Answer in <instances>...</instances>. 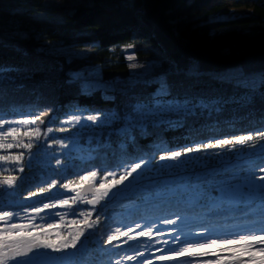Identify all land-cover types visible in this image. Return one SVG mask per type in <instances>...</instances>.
I'll return each instance as SVG.
<instances>
[{
  "label": "trees",
  "instance_id": "trees-1",
  "mask_svg": "<svg viewBox=\"0 0 264 264\" xmlns=\"http://www.w3.org/2000/svg\"><path fill=\"white\" fill-rule=\"evenodd\" d=\"M127 52L139 64L160 66L165 60L172 61L176 71L134 73ZM238 68L246 75L264 73V0H67L59 5L42 0H0V116L35 120L32 129L36 134L39 128V135L73 112L110 117L107 125L82 132L81 150L64 156L61 166L40 168L31 163L23 166V172L0 171V208L14 211L32 207H12L2 202L33 197L40 187L49 188L50 180L56 181L55 188L69 180L79 184L81 175L92 170L101 178L108 172L120 173L141 158L148 165L147 171L155 170L160 166V156L172 150L220 140L233 143L202 148L199 153L212 152L214 157L209 158L211 163L207 162L203 172L196 170L201 172L197 179L192 175L195 168H190L186 182L209 180L204 185L208 193L215 179L231 177L232 183L264 176L260 170L264 167V151H253L264 145V136L259 134L264 132V86L252 88L221 78ZM94 71L106 82L105 88L85 89L82 79L75 77ZM165 80L171 87L161 92ZM172 102L186 103L192 109L168 120L125 129L139 109ZM241 135H252L253 139L241 145L235 142ZM39 139L42 141L43 136ZM9 178H14L13 193L6 187ZM221 186L217 184V190ZM152 188L140 187L93 207L84 205L88 211L81 221V209L71 205L75 214L68 217L80 224L84 233L85 221L100 223L104 210L107 216L123 212L131 217L139 245L130 253L131 259L120 264H179L177 260L185 262L187 254L178 256L168 250L170 247H187L185 241L189 239L204 240L239 230L237 225L258 227L259 217H264V186L255 191V200L249 204H236L226 197L217 207L197 200L187 202L181 196L162 202L145 200ZM168 220L176 223H165ZM13 222L18 223L17 219ZM205 228L208 231L201 234ZM123 230L130 231L128 226ZM149 231L151 235H141ZM97 235L92 233L90 244L83 251H75L73 259L81 258L86 264L94 258ZM177 236L179 242L173 243ZM109 237V231L104 232L100 244ZM148 238H152L153 248L145 247ZM244 245L218 242L195 248L192 254L203 260L209 258L205 253H218V259H226L234 252L226 249ZM255 246L254 250L264 247L258 241ZM55 255L60 257L62 253L55 251ZM249 258L247 254L242 256L243 260ZM6 259L7 264H15L11 255Z\"/></svg>",
  "mask_w": 264,
  "mask_h": 264
},
{
  "label": "rangeland",
  "instance_id": "rangeland-1",
  "mask_svg": "<svg viewBox=\"0 0 264 264\" xmlns=\"http://www.w3.org/2000/svg\"><path fill=\"white\" fill-rule=\"evenodd\" d=\"M42 2L50 5H59L66 3L67 0H42ZM129 56H132V54L130 52H127V58ZM130 61L131 65L139 64L134 61V58ZM170 63L171 65L164 62L160 66L154 63L139 64L144 65V67H132V70L134 73H140L143 75L156 71L161 74H164L166 71L175 72V65L172 63V61H170ZM75 77L82 79L83 88L85 89L105 88L106 86V82L100 79V73L98 71H94L89 74H76ZM221 78L229 79L239 85H244L252 88H257L261 84V74L246 75L241 68L230 70L226 74L221 75ZM190 109H192L191 106L187 105L186 103L178 102L141 108L137 111L136 114L128 119L125 129H129L130 127H133L135 125H146L148 122L168 120L170 118L177 117L178 115L184 113L186 110ZM88 115H99L101 117V120L93 123L92 121L87 120ZM73 117H77L79 122L72 119ZM4 120L7 122L3 123V129H8L11 127H15L18 129L17 133L13 134L12 136H6L5 138L0 139V145H14V147L12 148L0 147V156H8L7 161L0 160V171L9 172L12 169L19 170L23 166H29L31 163L40 168L58 167L63 165L64 156H67L74 152H79L81 150L83 146V144L79 140L81 133L107 125L110 122V117L104 114H96L87 111L73 112L69 116L61 120L58 125L49 127L52 129L51 132H48L47 129L43 132V134L38 136L34 134L32 123L27 118H6ZM25 121H28V123H24ZM60 129H64V131H60ZM25 132H27L28 134L25 135ZM40 136H43L42 141L39 139ZM29 143L32 145L31 148H25L23 146L24 144ZM36 145H38L39 147L34 148V146ZM64 145H67V147H64ZM253 151H256L257 153L263 152L264 145L253 149ZM212 154V152H203V154L199 152L193 153V155L189 157H181L180 162L171 160H159L158 162H160V166L155 168V170L151 169L149 171H147V163H144V165H142V169H138V173L142 174L137 179H133L134 177H137V173H133L132 176L129 177V179L126 180L123 185H117L115 188H112L108 192L107 196L102 195L103 190L101 191V193H97L96 189L99 188V185L101 183L107 184L110 183L113 178L119 179L120 175L124 174L125 169L120 173H114V176H107V179H105V176L101 178L96 176L94 180L89 181L93 183L94 187V192L89 196L84 194L83 196H81V187H78L77 191L73 192L68 189L62 188L61 186H58L56 188L49 187L47 188L48 190L44 192H37V194L33 197L4 199L2 204L10 205L12 207L16 205H33L32 207L30 206L23 210L16 209L14 211H11L13 212V217L11 219L0 220V232H3L5 234H7L8 232L18 234L19 232L23 231L25 233V236L20 237V243H22L21 245L26 246L31 242L36 245L31 252L35 253L39 251L42 253H48L51 257H56V250H54L53 248L42 247L39 244V241H47L53 243L55 248L60 249L59 252L62 253V256L57 258H64L62 261H57L56 264H82V259H73L72 254H74L75 251L85 250L87 248V244H90L89 239L92 238V233H97L98 235L94 239L98 241V249L93 256L94 258H91L90 261L86 264H118V262L124 260L128 261L130 260L129 257H131L130 253L133 250H136L139 245L137 244V242L139 241V235L133 234L132 232L134 228L131 227V217L129 218L127 216H124L123 212H116L114 214H108L107 216V211L104 210L102 212L104 218L102 221H100V223H92L91 221H87V223H84V233L80 224L73 223V221L68 217L69 215H74V211L70 210L72 209L71 205H76L78 206V209H81L78 210L79 213H83V215L79 219V221H81L84 213L88 211V209L84 210V205L93 207L97 204L103 203V201H105L106 199L108 200L112 197L120 198L130 191L134 189L137 190V188L144 186L155 187L152 188L153 191L146 193L144 196L145 200H151L155 202H162L165 198L169 197H171V199H175V197L177 196H181V198L183 200H186L187 202L197 200L201 203H208L213 207L219 206L218 201L223 200L226 197L230 202L234 201L236 204H249L254 201L256 197V195L254 194L255 191L263 187L260 186L261 184H264V180H260L259 176H252L250 181L249 179H242L241 181L232 183H229L233 180L231 177L215 179L214 182L224 181L225 179L229 181L218 183L223 184V186L218 188V192H221L220 196L208 195V193L210 192L206 193L204 182H186V179L188 178V175L186 174H189V169L192 167L195 168L194 173H191L195 177V179L201 176V172H203L202 170L206 169L204 166L208 164V161L210 162L209 158L214 157V155ZM17 157L22 158L17 160ZM223 157H225V155H223ZM58 160L61 161L59 165L57 164ZM129 168L130 167L126 169ZM199 169L201 172L196 173V170ZM253 171H255V169L251 170V172ZM153 176L159 178L153 180H144L145 178H151ZM225 183H229V185H224ZM6 185H8L6 187H8L11 193H13L12 190L15 187V182ZM57 192L64 199L69 200L68 205L60 207L58 201L47 199L48 197H51L53 193ZM77 193H79V195H77ZM97 196L102 197L98 202L91 204L85 202L88 200H94ZM43 199H47L48 203H57V207L43 208V203L37 206L34 205V202L42 201ZM73 200H75V202H73ZM36 207H40L43 210L40 212H36ZM134 210L135 208L128 209L126 214H130ZM152 210L153 208L151 207L150 211ZM118 211H121V209H119ZM15 219H17L18 224L22 226L20 228H17V230H13L10 225L11 223H13V221H15ZM50 225H54V227H50ZM89 225H91V227H89ZM126 226H128L130 230L127 233L125 230H123ZM25 230H27L28 232H26ZM107 231H109L110 237L115 236L117 238L112 239L111 242H109V237L107 238V242L102 245L100 244L102 235ZM27 233H31L32 235L28 236ZM77 236H79V239H76ZM81 240L83 241L81 242ZM151 240L152 238H148V241H144L145 247H154L151 246ZM73 241L75 242V247H62V245L65 244L70 245ZM203 254H195V256L200 257ZM211 254L212 253L208 254L209 258L203 260L194 257L193 254H187L184 259L185 262H189V264H208V262L210 261L215 264V261L218 258L215 255ZM234 255H240V253L233 252L226 259L221 258L219 260L221 261V264H239V261L231 259V257ZM245 255L246 254H244L243 256ZM259 258L260 256L258 255L256 259L258 260ZM250 259L251 257L249 258V260ZM5 260L8 261L6 257ZM92 261L94 262L92 263ZM181 261L182 260H177L179 264H182ZM245 261L248 260L245 259ZM157 264H162V261H157Z\"/></svg>",
  "mask_w": 264,
  "mask_h": 264
},
{
  "label": "snow or ice",
  "instance_id": "snow-or-ice-1",
  "mask_svg": "<svg viewBox=\"0 0 264 264\" xmlns=\"http://www.w3.org/2000/svg\"><path fill=\"white\" fill-rule=\"evenodd\" d=\"M129 60H132L133 57L129 56ZM131 67L137 68V67H144V65H139V64H132ZM2 71V69H0ZM261 84L264 86V73H261ZM171 86L168 84V82L162 81L161 82V87L159 91H167ZM72 119L77 120L79 122L77 117H73ZM87 120L92 121L93 123L101 120V117L99 115H88ZM2 116H0V139L5 138L6 136H12L13 134L17 133L18 129L15 127H11L8 129H3V123H5ZM24 123H28V121H25ZM31 123L35 124V120H32ZM52 129L48 128V132H51ZM60 131H64V129H60ZM40 129L36 128L35 133L37 136L39 135ZM28 133L25 132V135ZM261 136H264V132L259 133ZM253 139L252 135H241L239 137L235 138V142L243 145L245 141ZM233 143L232 140H220L217 143H208L203 146H193L189 145L184 147L181 150H172L169 155H162L160 156V160H171V161H177L180 162V158L191 153H198L203 149H208V148H215V147H221L226 144H231ZM25 148H31L32 145L29 144H24L23 145ZM262 146V145H261ZM0 147H7V148H12L14 147L13 144H7V145H0ZM64 147H67V145H64ZM22 157H17V160L21 159ZM0 160L7 161L8 156H0ZM61 161H57V164L59 165ZM145 159L141 158L133 162V164L130 166L129 169H125L124 174L120 175L119 179L113 178L110 183H101L99 185V188L96 189L97 193H101L103 196H107L108 192L112 189L115 188L117 185H123L126 180L129 179V177L132 176L133 173H137V177H134L133 179H137L142 173H138V169H142V165H144ZM261 171H264V167H261ZM19 171L23 172L24 168L21 167ZM97 176V171L92 170L89 172L88 175H81L80 177V182L79 184H75L74 181L69 180L67 183H62L61 187L64 189H68L70 191L76 192L78 187H82L86 182H89L91 180H94L95 177ZM107 176H114L113 172H108L107 175L105 176V179H107ZM211 179V178H210ZM260 180H264V176L259 177ZM14 178H9L6 182L8 184H12ZM209 180L204 181V185L209 184ZM220 182H229L227 179L224 181H218L214 182V187L212 188V192L208 193V195L211 196H217L219 195V192L217 190V184ZM48 185L51 188H55L56 186V181L55 180H50L48 181ZM260 186H264V184H261ZM48 189L45 187H40V191L44 192L47 191ZM206 191V188H205ZM36 193L33 192L32 195H35ZM79 195V193H77ZM115 195V194H114ZM101 196L95 197L94 200H88L85 201L86 203H95L98 202L99 199H101ZM48 200H54L59 202V206L63 207L69 204L68 199H64L58 192L53 193L51 197L47 198ZM75 202V200H73ZM43 208H55L57 207V203H48V202H43ZM43 209L40 207H36L35 211L40 212ZM75 214V213H73ZM13 217V212L9 210H5L3 208H0V220H5V219H11ZM179 219V217H177ZM87 223V220L85 221ZM165 223L169 224H174L176 223V220H168L165 221ZM22 227L20 224L13 222L11 224L12 229H17ZM50 227H54V225H50ZM91 227V225H89ZM237 229L239 230H232V231H225L222 235H217V236H208L204 240H186L185 243L188 244L187 247L181 246L179 248H173L170 247L168 250L175 252L178 256H183L185 254H192L193 250L195 248H203L205 246H214L218 242L223 243V244H236L239 242H243L245 246L241 249H226V251H234L240 253V255H234L231 257L232 260H237L239 261V264H264V247H260L258 249H255V242H259L260 245H264V217H259L258 219V227H254L251 225H237ZM208 229H202L201 234L207 232ZM82 234V233H81ZM126 234V233H125ZM151 235V232L149 231L148 233L141 232V235ZM28 236H31V233H27ZM58 235V234H57ZM25 236V233L23 231L19 232L18 234H13L12 232H8L7 234L0 232V264H7V261L5 260V257H8L9 255L12 256L13 259L15 257H27L26 259H15V264H56L57 261H62L64 258H57V257H51L50 254L48 253H42V252H35L33 255L29 256L28 253L32 251V249L36 246L33 243H28L26 246L21 245L20 243V237ZM232 236L238 237V239H232ZM117 237L112 236L109 238V242H111L112 239H116ZM76 239H79V236L76 237ZM180 237H176V241L173 243L179 242ZM165 244H167V241H164ZM39 244L42 247L45 248H53L56 251H59L60 249L55 248L54 244L51 242L47 241H39ZM75 247V242L73 241L70 245L65 244L62 245V247ZM244 254H247L249 257H251L250 260L245 261L242 259V256ZM205 255H208V253H205ZM211 255H218V253H212ZM260 256L261 259L257 260L256 257ZM163 258V257H162ZM131 259V257H129ZM147 259V258H146ZM119 264V262H118ZM140 264H144L143 261H140ZM182 264H189V262H182ZM208 264H213V262H208ZM215 264H221V261L217 259L215 261Z\"/></svg>",
  "mask_w": 264,
  "mask_h": 264
},
{
  "label": "water",
  "instance_id": "water-1",
  "mask_svg": "<svg viewBox=\"0 0 264 264\" xmlns=\"http://www.w3.org/2000/svg\"><path fill=\"white\" fill-rule=\"evenodd\" d=\"M94 192L93 183H88L83 186L81 193L84 195H90Z\"/></svg>",
  "mask_w": 264,
  "mask_h": 264
},
{
  "label": "built area",
  "instance_id": "built-area-1",
  "mask_svg": "<svg viewBox=\"0 0 264 264\" xmlns=\"http://www.w3.org/2000/svg\"><path fill=\"white\" fill-rule=\"evenodd\" d=\"M166 63L171 65L170 61H168V60L166 61Z\"/></svg>",
  "mask_w": 264,
  "mask_h": 264
}]
</instances>
